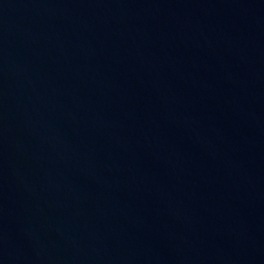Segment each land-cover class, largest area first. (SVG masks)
<instances>
[{
	"label": "water",
	"instance_id": "water-1",
	"mask_svg": "<svg viewBox=\"0 0 264 264\" xmlns=\"http://www.w3.org/2000/svg\"><path fill=\"white\" fill-rule=\"evenodd\" d=\"M0 264H264V0H0Z\"/></svg>",
	"mask_w": 264,
	"mask_h": 264
}]
</instances>
